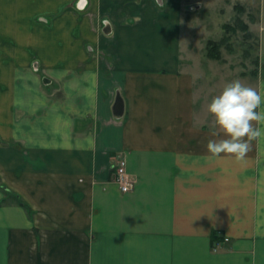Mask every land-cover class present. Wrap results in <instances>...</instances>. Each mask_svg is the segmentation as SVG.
<instances>
[{
    "label": "crops",
    "instance_id": "obj_1",
    "mask_svg": "<svg viewBox=\"0 0 264 264\" xmlns=\"http://www.w3.org/2000/svg\"><path fill=\"white\" fill-rule=\"evenodd\" d=\"M217 1L0 0V264H264V137L207 147L212 97L264 75L191 61Z\"/></svg>",
    "mask_w": 264,
    "mask_h": 264
},
{
    "label": "rangeland",
    "instance_id": "obj_2",
    "mask_svg": "<svg viewBox=\"0 0 264 264\" xmlns=\"http://www.w3.org/2000/svg\"><path fill=\"white\" fill-rule=\"evenodd\" d=\"M217 2L214 3L215 7L191 8L193 10H191L192 13H197L196 15L198 17L195 20L196 23L198 24L200 22L203 24L202 27H199V34L198 31L196 32L195 43L192 45L195 55H192V57H194L191 59V61L194 63L195 61L202 59L205 67H208L207 61L209 59L208 57H210L208 56V48L211 44L210 42L213 43L215 41L219 43L222 41L224 36H228L229 40L227 43L225 42V44H220L219 47L222 56L221 59H232V61L235 63V71L246 69L249 74L264 75V65L259 64V38L262 35L263 44L264 21L262 23L256 22V24H254V29L257 33L250 31L251 36H246L245 32L239 28L237 23L238 17L249 24H252V22L258 20L256 2H250L249 4H242L241 0H223L218 3ZM205 3L208 5L212 2L208 3L205 1ZM225 24H231L235 28H238L235 29V31L225 30ZM190 32L192 33L191 36L193 37V30ZM262 53V60L264 62V50H262ZM243 63L245 65H242ZM213 250L216 251L215 248H213Z\"/></svg>",
    "mask_w": 264,
    "mask_h": 264
},
{
    "label": "clouds",
    "instance_id": "obj_3",
    "mask_svg": "<svg viewBox=\"0 0 264 264\" xmlns=\"http://www.w3.org/2000/svg\"><path fill=\"white\" fill-rule=\"evenodd\" d=\"M208 111L214 116L215 125L226 133L224 138L209 139L207 147L214 157L235 154L237 158H243L249 150L250 140L264 137V127L258 126L264 122V90L234 79L212 97Z\"/></svg>",
    "mask_w": 264,
    "mask_h": 264
},
{
    "label": "built area",
    "instance_id": "obj_4",
    "mask_svg": "<svg viewBox=\"0 0 264 264\" xmlns=\"http://www.w3.org/2000/svg\"><path fill=\"white\" fill-rule=\"evenodd\" d=\"M127 159L125 156H119L114 164L112 170L111 181L116 183L123 193H128L135 189L136 180L134 176L128 171ZM224 240L228 241L229 237H225ZM221 244L220 240H215L213 248L218 249ZM217 248V249H216Z\"/></svg>",
    "mask_w": 264,
    "mask_h": 264
},
{
    "label": "trees",
    "instance_id": "obj_5",
    "mask_svg": "<svg viewBox=\"0 0 264 264\" xmlns=\"http://www.w3.org/2000/svg\"><path fill=\"white\" fill-rule=\"evenodd\" d=\"M237 23H238V26L239 28L245 32V35L246 36H251V32L249 30V25L243 21L242 19H240L239 17L237 18ZM225 27V30H230V31H235V28L233 25L231 24H225L224 25ZM229 40V37L227 36H224L222 41H220L219 43L218 42H210L211 44L209 45V48H208V56H210L211 58H215V59H221V52H220V44H225V42L227 43V41ZM211 41V40H210ZM20 202H24L23 200L19 199Z\"/></svg>",
    "mask_w": 264,
    "mask_h": 264
}]
</instances>
